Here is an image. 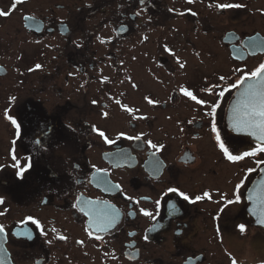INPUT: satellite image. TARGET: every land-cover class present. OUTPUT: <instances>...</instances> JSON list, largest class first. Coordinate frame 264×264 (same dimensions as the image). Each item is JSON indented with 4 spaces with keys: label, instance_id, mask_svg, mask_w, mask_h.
Masks as SVG:
<instances>
[{
    "label": "flooded vegetation",
    "instance_id": "flooded-vegetation-1",
    "mask_svg": "<svg viewBox=\"0 0 264 264\" xmlns=\"http://www.w3.org/2000/svg\"><path fill=\"white\" fill-rule=\"evenodd\" d=\"M250 2L25 13L41 19H22L31 46L0 49V264H264V230L247 212L264 152L230 161L220 148L262 145L227 125L237 81L264 63Z\"/></svg>",
    "mask_w": 264,
    "mask_h": 264
},
{
    "label": "snow or ice",
    "instance_id": "snow-or-ice-1",
    "mask_svg": "<svg viewBox=\"0 0 264 264\" xmlns=\"http://www.w3.org/2000/svg\"><path fill=\"white\" fill-rule=\"evenodd\" d=\"M189 2H192V0H189ZM217 6L220 8L242 7V5L240 4H232V3H222V4H218ZM0 15H7V13L0 12ZM180 66L183 67L184 65L181 64ZM36 67L40 68L41 65H36ZM250 75L251 77L256 78V80L254 83L249 84L247 88L245 89L244 93H242V96L244 97V99L241 101V106L238 110L236 126L238 130H249L250 129L251 134L253 135H256L258 133L259 134L258 138L264 141V63L260 64L259 67H257L254 71L250 73ZM221 79H223V77H221ZM244 79L245 77L242 75L240 80L237 81V83H241ZM236 86H237L236 84L232 85L233 88H235ZM184 94L186 96L191 97V99L193 100L197 99L196 96H194L191 92L185 91ZM220 95L223 96L224 92L221 91ZM199 103H204V101H199ZM216 107H218V105L213 106V112H215ZM129 111H131V109H129ZM13 123H15L14 120H13ZM213 130H215V126H213ZM99 135L103 137L107 143H113V141L107 138L104 132L99 131ZM136 139H139V137H136ZM216 139L220 140L219 134H217ZM152 146L156 147V145H152ZM220 148L223 150L224 154L227 156L228 160L230 161H238L242 159L244 156L255 155L257 151L264 152V144H262L261 146L257 148L252 149L251 152H244L243 155H233L231 152H229L228 148L225 147V144L222 141L220 143ZM258 163L264 164V161H258ZM14 166L19 167V171L17 172V175L22 176L24 171L26 170V167H20L18 164ZM236 187L239 188L240 185H237ZM168 191L176 192L178 190L174 188H169ZM180 195L185 200L189 199V197L183 192H181ZM205 197H209L208 192L203 193L202 196H196L195 201H199L201 199H204ZM239 200H240V196L237 195L236 201H239ZM0 203H3V201L0 200ZM228 203L231 204L233 203V201L229 200ZM144 214L150 215V213L148 212H145ZM29 219H31V217ZM258 222L264 224V214H262V218ZM35 223L39 224V221H35ZM239 228L241 231H244L245 225L241 224L239 225ZM3 231H4L3 225H0V232H3ZM60 238L65 239V237H60ZM232 264H236V261L233 260Z\"/></svg>",
    "mask_w": 264,
    "mask_h": 264
},
{
    "label": "rangeland",
    "instance_id": "rangeland-1",
    "mask_svg": "<svg viewBox=\"0 0 264 264\" xmlns=\"http://www.w3.org/2000/svg\"><path fill=\"white\" fill-rule=\"evenodd\" d=\"M85 1L89 2L90 0H22L17 7H14L18 0H0V12L7 13V15H0V49L6 44L8 48L4 52L8 54L15 53L16 48L31 46V41L24 32L22 24L23 14L32 13L38 15L41 11L40 9H45L49 5H51L53 11H58L59 9L55 7V3L58 2L74 5ZM250 1L251 6L245 14V22L247 28H254L256 26L255 23H264V0ZM248 256L250 255L248 254ZM261 256V260L264 259V248H262ZM248 259L254 260L252 256L248 257Z\"/></svg>",
    "mask_w": 264,
    "mask_h": 264
},
{
    "label": "water",
    "instance_id": "water-1",
    "mask_svg": "<svg viewBox=\"0 0 264 264\" xmlns=\"http://www.w3.org/2000/svg\"><path fill=\"white\" fill-rule=\"evenodd\" d=\"M24 25L27 29H38L41 27V20L30 15H25L23 17ZM256 78L250 77L244 79L239 87L235 90L233 97L230 100V104L227 112V125L235 133H240L249 136L251 139L264 144V141L258 138V133L256 135L251 134V130H238L236 126V121L238 117V110L241 106V101L244 99L242 93H244L247 86L254 83ZM247 212L253 219L254 223L264 229V224L258 221L262 218L264 214V164L260 169L258 176L251 182L247 190Z\"/></svg>",
    "mask_w": 264,
    "mask_h": 264
}]
</instances>
